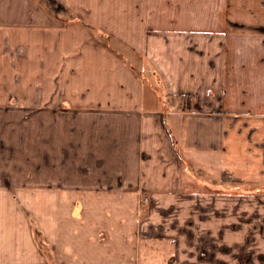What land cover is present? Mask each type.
Listing matches in <instances>:
<instances>
[{
	"label": "crops",
	"instance_id": "obj_1",
	"mask_svg": "<svg viewBox=\"0 0 264 264\" xmlns=\"http://www.w3.org/2000/svg\"><path fill=\"white\" fill-rule=\"evenodd\" d=\"M2 42L0 104L27 113L0 264H191V232L229 217L234 255L264 218V0H0Z\"/></svg>",
	"mask_w": 264,
	"mask_h": 264
},
{
	"label": "rangeland",
	"instance_id": "obj_2",
	"mask_svg": "<svg viewBox=\"0 0 264 264\" xmlns=\"http://www.w3.org/2000/svg\"><path fill=\"white\" fill-rule=\"evenodd\" d=\"M10 43V44H9ZM8 43V47H12V42ZM0 49H6V43H0ZM2 54H0L1 56ZM2 67L5 69L6 61L4 59H0ZM3 62V63H2ZM146 62H148L146 60ZM147 71V70H146ZM145 71V72H146ZM149 74L146 73V76ZM149 77V76H148ZM7 80L6 73H0V85L5 84ZM148 81L149 78H148ZM188 97H186L187 99ZM22 113H27L25 110L20 106H12V105H3L0 104V163H7L16 157L22 160L24 154L22 153H12L10 150V146L14 145V141H19L20 135H22V131L24 129V118ZM21 143V140H20ZM3 170H0V173ZM4 173V171H3ZM2 181V180H0ZM264 190V188H263ZM229 192V191H228ZM240 192H246L245 190H241ZM256 193H263L262 191ZM261 202H256L254 208H259L258 204L260 205ZM245 205V202H239ZM256 216L254 217H239L238 224H239V234H238V250L235 252L234 255L231 254V234L229 232L231 222L229 217L222 218V225L223 229L225 230L222 234L212 235L207 234L205 235L206 240L205 244L203 243L204 235H198L197 232L194 234L191 232L189 235L191 249L188 251V255L186 251L181 250L179 257H189L191 260V264H198L199 259L203 261V264H232V261L238 262L239 264L245 263L247 261V256L251 257L255 245V238L259 234L258 232H254L253 228H255L259 222L263 221L264 218L257 217L258 212L255 209ZM234 220V219H233ZM234 223V222H233ZM264 225V223L262 224ZM250 228V232H248V228ZM192 231H194V227L192 226ZM228 230V231H227ZM227 231V232H226ZM260 236L263 237L264 233H260ZM201 241V246L199 243ZM202 247L199 250V247ZM183 251V252H182ZM256 252V251H254ZM199 257V259H198ZM233 257V258H232ZM203 259V260H202ZM253 259V258H252ZM206 260V261H204ZM205 262V263H204Z\"/></svg>",
	"mask_w": 264,
	"mask_h": 264
},
{
	"label": "built area",
	"instance_id": "obj_3",
	"mask_svg": "<svg viewBox=\"0 0 264 264\" xmlns=\"http://www.w3.org/2000/svg\"><path fill=\"white\" fill-rule=\"evenodd\" d=\"M147 200V199H146Z\"/></svg>",
	"mask_w": 264,
	"mask_h": 264
}]
</instances>
